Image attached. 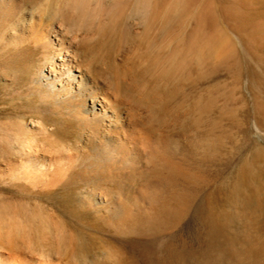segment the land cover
I'll return each instance as SVG.
<instances>
[{"label": "rangeland", "instance_id": "rangeland-1", "mask_svg": "<svg viewBox=\"0 0 264 264\" xmlns=\"http://www.w3.org/2000/svg\"><path fill=\"white\" fill-rule=\"evenodd\" d=\"M68 71L172 156L98 162ZM0 264H264V0H0Z\"/></svg>", "mask_w": 264, "mask_h": 264}, {"label": "bare ground", "instance_id": "bare-ground-1", "mask_svg": "<svg viewBox=\"0 0 264 264\" xmlns=\"http://www.w3.org/2000/svg\"><path fill=\"white\" fill-rule=\"evenodd\" d=\"M61 60H64V58H61ZM66 61H63L62 64L67 65ZM62 67L66 68L65 66ZM67 73L71 82L76 86L74 89H76L79 94L87 96L92 101L90 107L86 109L87 113L94 117L101 116L103 119L109 118L111 120V125L108 126V128L112 129L114 135L106 136L104 143L99 145V147L97 146L98 148L95 149L94 155L96 154L98 162L106 165L121 164L129 168L141 167L142 169V166L145 165L146 162L147 164L153 165L156 164L160 156L166 158L172 156L174 151L173 143H170L163 138L150 140L142 135V133L138 132L139 130L137 129V131L136 128H134L135 122L132 121V118L128 114L126 115V113L124 114L123 112L116 110V108L114 109L112 106L114 102H112L111 105V97L109 98V96L104 94L103 96L99 95L100 86L92 84L85 73L80 72L79 74H74L71 71H68ZM49 79L54 81L55 77L52 78L49 76ZM73 156L65 158V160L62 159L63 165H66L67 168H72L73 166L77 167L80 163L79 158L73 159Z\"/></svg>", "mask_w": 264, "mask_h": 264}]
</instances>
